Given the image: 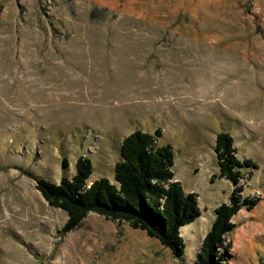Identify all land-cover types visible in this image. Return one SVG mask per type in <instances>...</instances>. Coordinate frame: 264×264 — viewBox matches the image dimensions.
Returning a JSON list of instances; mask_svg holds the SVG:
<instances>
[{
    "label": "rangeland",
    "instance_id": "374dc122",
    "mask_svg": "<svg viewBox=\"0 0 264 264\" xmlns=\"http://www.w3.org/2000/svg\"><path fill=\"white\" fill-rule=\"evenodd\" d=\"M154 135L197 196L183 257L124 222L89 213L65 232L35 180L76 159L111 183L121 141ZM219 132L243 170L220 177ZM255 201L231 220L219 264H264V0H0V264H194L234 188Z\"/></svg>",
    "mask_w": 264,
    "mask_h": 264
},
{
    "label": "trees",
    "instance_id": "16d2710c",
    "mask_svg": "<svg viewBox=\"0 0 264 264\" xmlns=\"http://www.w3.org/2000/svg\"><path fill=\"white\" fill-rule=\"evenodd\" d=\"M160 131L154 135L134 131L119 145V160L114 164L111 183L105 178L88 184L92 162L76 159L72 177H61L58 183L43 178L35 180V189L46 204L66 215L65 232L75 230L82 220L94 213L107 221L124 222L133 230L145 231L168 249L175 258L183 257L185 242L180 231L199 217L197 196L185 193L174 180V155L169 145H159ZM230 134L219 132L214 155L219 175L237 186L243 170L254 169L250 160L236 156ZM241 187L234 188L228 202L214 209V219L202 239L194 264H219L225 236L232 230V218L255 201L241 196Z\"/></svg>",
    "mask_w": 264,
    "mask_h": 264
},
{
    "label": "water",
    "instance_id": "95a60500",
    "mask_svg": "<svg viewBox=\"0 0 264 264\" xmlns=\"http://www.w3.org/2000/svg\"><path fill=\"white\" fill-rule=\"evenodd\" d=\"M138 231H141V230H138ZM142 232H144L145 234H146V232L145 231H142ZM147 236V235H146Z\"/></svg>",
    "mask_w": 264,
    "mask_h": 264
}]
</instances>
